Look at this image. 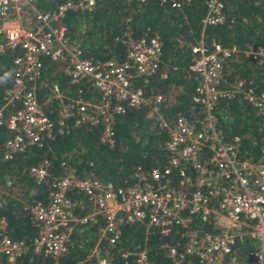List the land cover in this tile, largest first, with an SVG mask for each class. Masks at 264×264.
I'll use <instances>...</instances> for the list:
<instances>
[{
    "label": "built area",
    "instance_id": "1",
    "mask_svg": "<svg viewBox=\"0 0 264 264\" xmlns=\"http://www.w3.org/2000/svg\"><path fill=\"white\" fill-rule=\"evenodd\" d=\"M158 1L179 5V0ZM94 4L95 0H59L53 9L43 10L33 0H0V55L6 48L19 50L12 58L13 77L0 103V126L13 132L2 145V159H9L27 144H41L52 135L53 122L36 95L40 57L62 61L68 83L77 88L73 96H67L57 85L48 86L49 97L58 101V133L66 130L65 119L73 116L74 125L100 123V139L111 143L114 116L141 106L157 114L163 95L145 94L131 85L133 77H146L156 70L161 48L157 35L127 39L124 58L119 62L87 59L78 46L63 41L64 27L58 25V19L67 11L89 10ZM204 6L202 26L225 19L221 0H204ZM210 46L200 39L190 48L194 56L189 70L195 77L192 118L176 114L170 121L160 119L167 134L163 144L165 164L137 170L131 184L116 186L80 177L72 167L60 163L61 173L50 180L47 202L23 205L36 227L30 241L9 238L6 222L0 217V264H18L28 250L56 260L66 251L74 225L93 221L96 215L101 216L102 224L85 259L92 264H109L108 252L101 248L100 241L113 243L119 226L133 221L143 222L146 229L154 227L163 235L179 229V249L166 247L169 264H177L184 256L195 257L198 264H245L232 253L234 244L244 239L254 243L247 251L250 261L246 264H264V93L243 87L241 80L224 86L222 60L235 49L214 42ZM242 53L264 63V47H249ZM80 82L95 90L98 100H83L77 87ZM237 93L261 122L255 161L238 156V137L224 138L214 113L218 100ZM14 102L19 106L4 115V109ZM28 174L40 182L48 176L46 162L30 166ZM4 184L10 187L11 181L5 180ZM70 190L86 197L90 211L81 216L73 214ZM205 226L209 230L204 231ZM128 255L120 253L126 264H154L143 250L133 253L129 261Z\"/></svg>",
    "mask_w": 264,
    "mask_h": 264
},
{
    "label": "trees",
    "instance_id": "2",
    "mask_svg": "<svg viewBox=\"0 0 264 264\" xmlns=\"http://www.w3.org/2000/svg\"><path fill=\"white\" fill-rule=\"evenodd\" d=\"M43 10L55 7L59 0H33ZM225 19L221 23L202 26L205 13L204 0H179L177 7L158 0L144 2L126 0H95L89 10L67 11L58 19L64 27L63 41L76 45L83 57L90 60H115L124 58L127 39L143 35H157L161 41L160 55L154 73L149 76L133 77L132 87L140 88L145 94L160 93L163 100L157 105V114L150 113L145 106L127 108L124 113L113 117L111 143L102 141L101 124L74 125V117L65 119L66 130L56 131L58 101L51 99L48 86L57 85L67 96H73L76 86L69 84L62 72L64 63L40 57L41 69L36 95L44 113L53 122L52 135L41 144H27L9 159L1 158L4 141L12 131L0 126V217L6 222V234L13 240L28 242L36 233V227L24 203H46L51 191L50 180L61 173L60 163L72 167L80 177L109 181L116 186L133 182V173L146 171L165 164L166 151L163 147L166 130L160 119L170 121L176 114L192 118L191 95L195 85L194 74L189 70L193 58L190 48L202 40L207 47L214 42L223 48L235 51L222 60V83L230 85L241 80L243 87L264 93V63L242 51L264 47V0H221ZM18 49L6 48L0 55V103L9 87L14 67L12 58ZM10 73L6 77V74ZM41 81L43 84H40ZM80 97L87 101L98 100L95 90L80 82ZM19 104L14 102L4 109L8 115ZM214 113L224 138L238 137L237 154L240 158L258 159L261 122L255 110L237 93L230 98H221ZM42 161L47 164L48 176L35 182L28 174V168ZM5 180H10L6 187ZM68 196L73 202L72 212L81 216L90 211L86 197L76 190ZM102 224L100 215L93 221L77 223L72 228L66 251L56 260L50 256L26 251L18 264H92L85 260L96 239V230ZM203 230H209L207 226ZM178 228L161 234L156 228H145L141 221L123 223L113 243L100 241L101 248L108 252L109 264H126L120 256L143 250L146 258L154 264H169L166 247L177 250L182 242ZM253 241L244 239L234 244L232 253L236 260L248 263L247 251ZM177 264H198L193 256H184Z\"/></svg>",
    "mask_w": 264,
    "mask_h": 264
},
{
    "label": "clouds",
    "instance_id": "3",
    "mask_svg": "<svg viewBox=\"0 0 264 264\" xmlns=\"http://www.w3.org/2000/svg\"><path fill=\"white\" fill-rule=\"evenodd\" d=\"M9 75H10V73H7V74H6V77L9 76Z\"/></svg>",
    "mask_w": 264,
    "mask_h": 264
}]
</instances>
